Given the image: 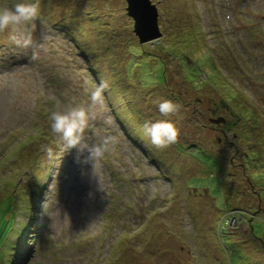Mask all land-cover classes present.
Segmentation results:
<instances>
[{"label":"rangeland","instance_id":"1","mask_svg":"<svg viewBox=\"0 0 264 264\" xmlns=\"http://www.w3.org/2000/svg\"><path fill=\"white\" fill-rule=\"evenodd\" d=\"M39 2L0 33V264H264V0H150L143 45L125 0ZM57 103L88 107L75 147Z\"/></svg>","mask_w":264,"mask_h":264},{"label":"clouds","instance_id":"2","mask_svg":"<svg viewBox=\"0 0 264 264\" xmlns=\"http://www.w3.org/2000/svg\"><path fill=\"white\" fill-rule=\"evenodd\" d=\"M40 16L39 0H15L8 3L0 0V33L14 31L20 26L33 23ZM106 85H99L91 94V102L102 98V91ZM179 105L164 99L158 104V111L164 117H169L178 111ZM89 119V110L85 105L65 107L57 103L47 116V124L51 134L61 137L69 147H75L81 141V134ZM144 133L151 143L158 147H168L175 144L179 130L170 119L145 121ZM99 152V150H97Z\"/></svg>","mask_w":264,"mask_h":264},{"label":"water","instance_id":"3","mask_svg":"<svg viewBox=\"0 0 264 264\" xmlns=\"http://www.w3.org/2000/svg\"><path fill=\"white\" fill-rule=\"evenodd\" d=\"M127 16L133 20V32L138 43L143 45L159 39L162 34L158 27V12L150 0H125ZM223 118L212 119L211 123L219 125Z\"/></svg>","mask_w":264,"mask_h":264},{"label":"trees","instance_id":"4","mask_svg":"<svg viewBox=\"0 0 264 264\" xmlns=\"http://www.w3.org/2000/svg\"><path fill=\"white\" fill-rule=\"evenodd\" d=\"M23 226H25V225H23Z\"/></svg>","mask_w":264,"mask_h":264}]
</instances>
